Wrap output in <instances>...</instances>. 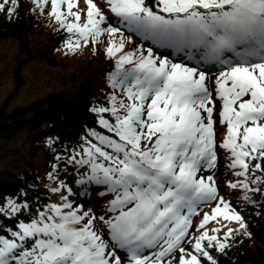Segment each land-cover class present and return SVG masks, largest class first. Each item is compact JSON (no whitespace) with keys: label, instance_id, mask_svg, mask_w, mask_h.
I'll use <instances>...</instances> for the list:
<instances>
[{"label":"snow or ice","instance_id":"6c2138e0","mask_svg":"<svg viewBox=\"0 0 264 264\" xmlns=\"http://www.w3.org/2000/svg\"><path fill=\"white\" fill-rule=\"evenodd\" d=\"M105 2L116 24L93 0L83 13L77 0H31L30 11L47 9L53 30L66 34V55L89 44L95 54L107 37L111 92L89 109L103 131L53 149L46 200L0 193V264H218L213 251L247 232L214 178L216 101L226 127L219 148L236 178L227 187L255 205L264 183V0ZM18 8L0 0L7 18ZM133 35L140 43L126 50ZM93 192L110 199L98 209Z\"/></svg>","mask_w":264,"mask_h":264},{"label":"trees","instance_id":"16d2710c","mask_svg":"<svg viewBox=\"0 0 264 264\" xmlns=\"http://www.w3.org/2000/svg\"><path fill=\"white\" fill-rule=\"evenodd\" d=\"M31 8V0H19L18 11L11 18L0 13V45L13 42L17 67L11 92L0 104V193L15 194L23 190L29 199L39 194L43 201L49 196L46 177L50 165L55 162L53 149L62 152L65 146L71 149L80 144V137L89 128L103 131L89 109L93 103H106L107 94L111 92L107 73L112 70L113 61L105 56L102 44L95 49V54L86 46L84 50L64 55L62 40L66 34L53 30L47 9L41 15L38 11H30ZM109 21L117 23L115 17H109ZM133 41L140 42L135 35ZM145 46H148L147 42ZM31 62L61 69L62 73L56 77V85H47L46 92L16 105L13 99L25 84L21 69ZM49 138L54 140L52 147L47 144ZM219 151L217 147L222 169L218 176L224 185L232 177L223 172L227 162ZM261 193L264 190L254 195L255 205L239 201L237 207L245 220L247 235L242 231L234 233L225 253L213 251L218 264H264V200ZM92 200L95 206L97 202L101 203L98 209L106 203L96 192L92 193Z\"/></svg>","mask_w":264,"mask_h":264},{"label":"rangeland","instance_id":"374dc122","mask_svg":"<svg viewBox=\"0 0 264 264\" xmlns=\"http://www.w3.org/2000/svg\"><path fill=\"white\" fill-rule=\"evenodd\" d=\"M93 2L96 3L98 7L101 8L104 14L110 13L105 0H93ZM77 5H78L77 9H74V10H80L82 13L86 12L85 0H77ZM103 40L105 43H103V46H101L102 48L106 46L107 37L106 36L103 37ZM134 46L135 44L133 43L128 44L126 45V50H130ZM98 47L100 46L98 45L96 49ZM63 54L66 55L64 50H63ZM15 55H16V49H15V46L13 45V42L8 41L7 43L0 45V104L4 101L5 97L11 92V89L14 83V73L17 68L15 59H14ZM21 70H22L21 74L23 75L25 84L22 90L20 91L19 95L13 99V103L16 105H20V104H23L24 102L30 101L36 96L41 95L44 92H46L47 85L49 86L56 85V81L58 79L56 77H58L62 73L61 69H52L49 66L38 63V62H31L25 68L23 66V69ZM17 76H20V75L17 74ZM213 81L214 80L212 79H209L208 81L210 89H214ZM219 108H220V103L219 101H216V107H215V113H214L215 132H222L225 134L226 127L219 124ZM223 172L230 173V171L228 170H224ZM217 187L219 189L220 195L223 196L226 200H228L233 207H235L232 203V200L236 199L238 196H241L242 193L238 189L237 190L227 189L223 185V183H220L219 186ZM259 187H260V191H263L264 183L260 184ZM105 198L110 199V197H105ZM204 211H207L210 214L211 208L208 207V208L202 209L200 214L197 215L198 223H199V220L202 218ZM221 223L223 224L226 222L221 220ZM193 224H195L194 226L196 227L197 223L194 222ZM214 226H216L215 223L210 222L207 227L211 229ZM229 226L232 227L233 229L238 228V224H236L235 222H232ZM240 231H243L245 233V229H240ZM219 235L222 238L223 231H221Z\"/></svg>","mask_w":264,"mask_h":264}]
</instances>
